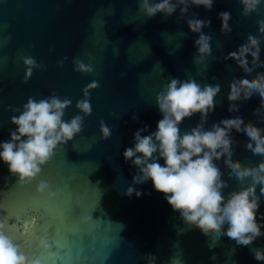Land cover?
<instances>
[{"label": "water", "instance_id": "95a60500", "mask_svg": "<svg viewBox=\"0 0 264 264\" xmlns=\"http://www.w3.org/2000/svg\"><path fill=\"white\" fill-rule=\"evenodd\" d=\"M139 9L140 0H0V142L9 140V130L16 127L11 117L19 112L12 109L22 110L29 97L38 101L55 93L72 101L65 121L83 117L82 131L58 147L30 183L19 185L0 161V223L26 255L40 256L41 264H264L253 255L254 248L264 249V235L248 246L216 230L204 235L173 211L150 179L133 185L138 169L123 156L137 129L149 126L142 135L156 130L162 119L156 96L172 78H192L201 87L220 85L206 129L240 113L245 124L264 128L258 94L231 102L238 111L229 112V85L245 73L236 61L224 59L259 30L264 0L247 16L239 0H214L210 11L192 5L183 17L179 7L171 16L157 13L151 18ZM223 11L231 13V33L220 30L218 13ZM192 18L211 21L202 29L211 36V54L199 63L194 60L199 34L186 22ZM261 41L264 61V34ZM29 56L44 67L33 68L25 81L27 66L21 57ZM77 60L92 71H76ZM258 72H264V64L255 65L250 74ZM93 81L99 86L89 90L92 111L85 116L76 103ZM101 121L111 129L108 139L102 138ZM199 121V113L185 118L181 134ZM232 136L234 159L245 166L264 159L246 148L243 132L233 129ZM158 162L164 164L163 159ZM214 162L227 181L225 193L239 190L242 185L224 158ZM41 180L49 184L43 194L36 191ZM130 186L143 194L125 195ZM49 190L56 195L49 197ZM256 191L259 195V186ZM261 213L264 195L258 220H264ZM85 216H91L88 223ZM40 238L52 245L54 257L39 247Z\"/></svg>", "mask_w": 264, "mask_h": 264}, {"label": "clouds", "instance_id": "9594fccd", "mask_svg": "<svg viewBox=\"0 0 264 264\" xmlns=\"http://www.w3.org/2000/svg\"><path fill=\"white\" fill-rule=\"evenodd\" d=\"M239 2L243 5L242 15L247 16L257 10L261 0ZM213 3L214 0H158L154 3L150 0H140L139 10L151 18L157 13L171 16L179 7L183 17L192 5L203 6L210 11ZM218 17L221 21V32L231 33V13L223 11L218 13ZM186 22L190 31L199 34L194 41L198 52L194 60L202 62L211 54V36L205 34L202 29L209 26L211 21L192 18ZM258 25L259 30L255 34H249L246 43L224 57L226 60L236 61L237 66L245 73L244 77L234 78L229 85V112L238 111V106L231 102L238 101L241 97L249 98L254 94L260 96L261 107H264V72H258L255 76L250 74L255 65L264 64L260 59L264 18L258 21ZM249 56L252 57L251 62ZM21 59L27 66L25 81L31 77L33 68L44 67L30 56ZM60 63L62 64V61ZM75 64L76 71H92L90 65L78 60ZM98 86L96 81L89 83L83 89L84 98L76 103V108L85 116L90 115L92 111L89 90ZM220 90L219 84H206L201 87L192 78H172L167 90L159 92L156 96V104L162 114V119L157 121L156 130L142 135L141 133L148 131L149 126L144 125L137 129L133 134V146L127 147L123 156L126 162L131 161L138 169L133 176V185L150 179L154 189L164 194L173 211L179 212L186 224L199 228L204 235H208L210 230H216L235 240L238 245L248 246L264 235V220H258L257 216L260 197L264 195V159L253 166H245L234 159L232 131L235 129L237 132H243L248 137L246 148L253 155L264 157V128L252 122L245 124L244 114L240 113L222 119L210 129H206L204 124L209 113L215 111L214 97ZM71 103L70 99H61L53 93L38 101L29 97L22 110L12 109L13 112H19V115L11 117V123L16 127L9 130V140L0 142V161L7 164L10 174L18 177L19 185L33 181L41 173L42 166L55 155V150L66 145L82 131L81 115L77 114L68 121L63 119L65 110ZM255 111L259 113L260 108ZM197 113L200 114V121L195 127L181 134L179 125L182 121ZM133 119L138 117L134 116ZM100 131L103 139L112 135L110 127L103 121ZM221 158H224L231 174L240 181L242 187L239 190L225 193L227 181L222 178L223 174L214 162ZM160 159L164 160L163 165L158 162ZM245 182L247 184L243 186ZM46 189H49V184L41 180L36 191L43 194ZM133 193L137 197L143 194L130 186L125 195L131 197ZM55 195V192L48 191L49 197ZM260 216L264 217V213ZM90 219L91 216L83 217L85 223ZM39 247L50 258L55 256L51 251L52 245L46 238L39 239ZM253 255L256 260L264 261V249L254 248ZM149 259L155 260L156 257L149 254ZM0 264H41V257L32 258L26 255L6 234L5 225L0 223Z\"/></svg>", "mask_w": 264, "mask_h": 264}]
</instances>
